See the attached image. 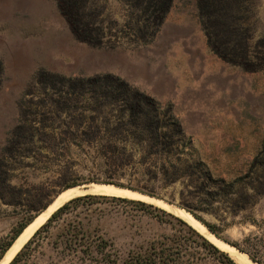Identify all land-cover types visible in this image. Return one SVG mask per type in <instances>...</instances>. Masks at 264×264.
<instances>
[{"label": "rangeland", "instance_id": "374dc122", "mask_svg": "<svg viewBox=\"0 0 264 264\" xmlns=\"http://www.w3.org/2000/svg\"><path fill=\"white\" fill-rule=\"evenodd\" d=\"M83 3L80 19L97 34L88 41L73 35L56 0H0V179L7 172L14 190H5L15 202L0 201V260L23 225L74 187L81 191L75 196L94 197L57 216L49 241L79 222L107 240L122 263L163 236L183 239L192 251V229L237 264L235 249L264 264V195L250 211L226 215L232 224L217 237L203 223L218 224L212 214L197 212L201 222L177 208L187 180L164 177L184 172L185 160L228 181L250 170L264 140V69L243 71L210 50L196 0H173L158 26L141 0ZM229 3L227 23L245 29L238 39L249 38L259 52L264 0ZM154 120L178 125L179 138H159L149 126ZM19 123L36 130L14 134ZM95 185L140 196L90 191ZM52 245L44 243L32 264H98Z\"/></svg>", "mask_w": 264, "mask_h": 264}, {"label": "trees", "instance_id": "16d2710c", "mask_svg": "<svg viewBox=\"0 0 264 264\" xmlns=\"http://www.w3.org/2000/svg\"><path fill=\"white\" fill-rule=\"evenodd\" d=\"M82 1L56 0V3L73 35L81 41H88L91 36H96L97 34H94L96 28L93 27V24L80 19V16L82 17L81 13L86 6V3L82 4ZM172 1L141 0L146 12L150 11L151 18L157 26L163 21L171 7ZM196 5L207 44L215 55L243 71L256 72L264 69V46H260L259 52H254L249 45V38L238 39L240 32L245 31V29L239 25L227 23L226 17L232 8L229 0H196ZM122 85L125 87L123 94L127 96V85L124 83ZM140 96V94L134 96V107L138 106V101L136 100ZM152 125L155 133L162 134L159 138H163V135L166 134H169L171 138H179L180 129L178 125L173 124L170 120L166 122L164 120H154L153 124L149 126ZM139 129L140 131L145 130L141 126ZM35 130L32 127L26 128L19 123L14 127L13 133L19 134L22 131H27L32 135ZM162 142L165 143V141ZM178 143L179 139L167 144V147L177 146ZM165 161L170 167L174 168L170 160ZM184 163L186 164L184 172L179 174L175 172L169 177L164 173V177L171 182L178 178L187 180V183L179 192L178 208L185 210L201 222L203 221L197 212L212 214L218 219L219 223H203L217 237L220 232L232 224V222H227L226 215L236 216L241 212L250 211L259 198L264 195V140L260 150L252 160L250 170L244 175L236 176L229 181L215 176L202 162L185 160ZM185 164L180 163V165ZM9 179L7 172H4L3 178L0 179V201L8 205H15L14 199L5 190L6 188L14 190V186L10 184ZM93 197L90 194L78 196L60 206L45 223L35 230L8 264H32V259L36 254L40 253L44 243L49 242L53 244L52 247L54 249L60 246L62 253L66 252L67 255L72 254L75 256L80 253L83 259L98 264H199L203 261L211 264H237L227 253L219 250L208 239L192 229L190 230L191 235L187 239L190 247L193 248L192 251L187 250L188 246L181 241L183 239L174 241L170 240L169 236H163L161 241L151 244L149 251L144 254L130 255L122 263H119L118 256L107 240L101 235L85 230L79 222L67 223L56 235V238L53 241H49L51 237V222L70 208L71 204L86 201ZM248 219L254 222L252 218ZM26 225H23L11 241L6 244L7 247L4 253ZM244 242L251 246V239L246 238ZM236 247L238 246L236 245ZM239 249L242 251L241 248ZM249 256L254 260L251 254Z\"/></svg>", "mask_w": 264, "mask_h": 264}, {"label": "bare ground", "instance_id": "6f19581e", "mask_svg": "<svg viewBox=\"0 0 264 264\" xmlns=\"http://www.w3.org/2000/svg\"><path fill=\"white\" fill-rule=\"evenodd\" d=\"M87 190V189H83ZM90 191H99L106 195H115V196H140L137 193L130 192L128 190H124L121 188H117L110 185H95L94 188L90 189ZM81 193V191L77 188L70 187V189L65 190L64 192L60 193L55 200L52 202L50 207L37 216L20 234V236L14 241V243L10 246V248L6 251L2 259L0 260V264H7V262L12 258V256L16 253V251L21 247V245L24 243V241L35 231V229L44 222L51 214L56 210L58 207H60L64 202L67 200L69 201L70 198L72 199L78 196H75V194ZM151 197V196H150ZM178 208V207H177ZM181 214L186 217L188 220L193 221V219L183 210H180ZM196 222V221H195ZM197 223V222H196ZM198 224V223H197ZM215 238V237H214ZM218 240V239H217ZM217 243H219L217 241ZM225 244V243H224ZM227 245V244H226ZM229 246V245H228ZM233 248V247H232ZM236 250V249H235ZM233 250V254L239 264H256L254 261L250 260L249 258L241 255L240 253ZM242 253V252H241Z\"/></svg>", "mask_w": 264, "mask_h": 264}, {"label": "water", "instance_id": "95a60500", "mask_svg": "<svg viewBox=\"0 0 264 264\" xmlns=\"http://www.w3.org/2000/svg\"><path fill=\"white\" fill-rule=\"evenodd\" d=\"M209 232V231H208ZM212 234V233H211Z\"/></svg>", "mask_w": 264, "mask_h": 264}]
</instances>
